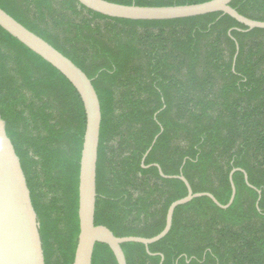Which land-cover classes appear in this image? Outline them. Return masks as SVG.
Here are the masks:
<instances>
[{
    "label": "trees",
    "instance_id": "16d2710c",
    "mask_svg": "<svg viewBox=\"0 0 264 264\" xmlns=\"http://www.w3.org/2000/svg\"><path fill=\"white\" fill-rule=\"evenodd\" d=\"M166 7L210 0H105ZM264 22V0H233ZM0 8L92 80L101 107L94 223L116 237L152 238L169 206V233L122 245L126 264H264V30L228 15L167 21L105 17L77 0H0ZM0 116L39 222L45 264H72L79 233L82 101L50 64L0 28ZM158 136L151 151L142 159ZM260 198V199H259ZM259 199V200H258ZM258 203V205H257ZM92 264H117L105 244Z\"/></svg>",
    "mask_w": 264,
    "mask_h": 264
},
{
    "label": "water",
    "instance_id": "95a60500",
    "mask_svg": "<svg viewBox=\"0 0 264 264\" xmlns=\"http://www.w3.org/2000/svg\"><path fill=\"white\" fill-rule=\"evenodd\" d=\"M86 9L109 18L131 21H167L207 14L222 13L228 15L248 30H264V22L254 21L240 15L230 4L233 0H210L200 4L143 7L121 5L105 0H77ZM0 28L10 36L39 56L62 74L79 95L85 112V132L83 137L79 183H78V221L79 233L72 264H92L94 247L105 244L112 251L117 264H126L122 245L136 243L148 246L163 239L170 231L174 211L194 199L207 197L218 208H229L236 196L233 174L241 172L246 184L256 190L248 182V176L242 169H234L229 175L231 196L226 205L220 204L210 193H193L188 181L180 173L178 176H166L158 165L159 175L165 179H178L185 185L187 195L173 202L166 214L164 229L152 238L116 237L107 227L94 223L96 205V170L98 146L101 128V107L97 93L85 73L68 58L54 49L43 39L27 30L0 8ZM142 159V167L146 156L152 149L156 139ZM260 196L261 192L256 190ZM260 199V198H259ZM258 199V200H259ZM258 205V203H257ZM150 254V253H149ZM0 264H45L39 222L30 198L20 160L2 125L0 116Z\"/></svg>",
    "mask_w": 264,
    "mask_h": 264
}]
</instances>
